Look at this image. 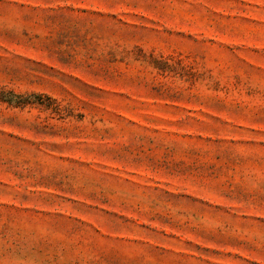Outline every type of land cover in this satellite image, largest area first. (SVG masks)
Returning a JSON list of instances; mask_svg holds the SVG:
<instances>
[{"label": "rangeland", "instance_id": "1", "mask_svg": "<svg viewBox=\"0 0 264 264\" xmlns=\"http://www.w3.org/2000/svg\"><path fill=\"white\" fill-rule=\"evenodd\" d=\"M0 264H264V0H0Z\"/></svg>", "mask_w": 264, "mask_h": 264}]
</instances>
